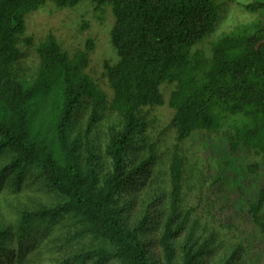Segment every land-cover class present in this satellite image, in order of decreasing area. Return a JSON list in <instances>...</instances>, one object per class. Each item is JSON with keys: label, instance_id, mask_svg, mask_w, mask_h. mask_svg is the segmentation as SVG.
I'll list each match as a JSON object with an SVG mask.
<instances>
[{"label": "trees", "instance_id": "1", "mask_svg": "<svg viewBox=\"0 0 264 264\" xmlns=\"http://www.w3.org/2000/svg\"><path fill=\"white\" fill-rule=\"evenodd\" d=\"M48 1L83 0H0V264H255L236 227L202 226L183 204L182 146L221 135L264 177L262 20L205 42L213 0H89L112 12L117 55L94 79L91 40L70 53L54 33L23 36ZM246 210L264 237V178Z\"/></svg>", "mask_w": 264, "mask_h": 264}, {"label": "rangeland", "instance_id": "2", "mask_svg": "<svg viewBox=\"0 0 264 264\" xmlns=\"http://www.w3.org/2000/svg\"><path fill=\"white\" fill-rule=\"evenodd\" d=\"M218 6V14L207 40L229 31L240 23L262 20L264 10L250 12L245 5L264 0H213ZM24 37L33 38L38 43L49 32L54 33L62 46L73 53L84 49L91 40L93 49L90 53L88 72L98 79L107 62H115L117 55L110 42V31L114 24L112 12L94 8L89 0H83L72 7L59 8L48 1L42 7L26 17ZM204 44V43H203ZM202 44V45H203ZM37 56L32 48L27 49L22 63L33 67ZM171 87H164L166 105L154 109L151 115L158 118L159 125L167 124L173 111L167 106ZM172 133L165 137L171 143ZM187 155L185 202L187 208L194 205L192 211L199 219V224L211 228L236 227L240 241L248 243L251 260L255 264H264V237L254 225L247 213V202L254 199L263 181L260 173L248 175L245 171L249 161L243 152L230 153L221 135L195 133L182 146ZM196 160L200 163L196 165ZM201 171V173H200ZM203 182H202V181Z\"/></svg>", "mask_w": 264, "mask_h": 264}]
</instances>
